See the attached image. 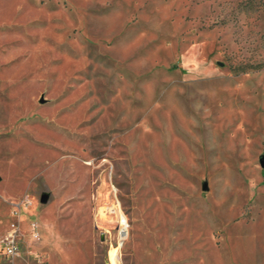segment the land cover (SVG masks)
I'll return each instance as SVG.
<instances>
[{"label":"rangeland","instance_id":"374dc122","mask_svg":"<svg viewBox=\"0 0 264 264\" xmlns=\"http://www.w3.org/2000/svg\"><path fill=\"white\" fill-rule=\"evenodd\" d=\"M263 162L264 0H0V264H264Z\"/></svg>","mask_w":264,"mask_h":264},{"label":"built area","instance_id":"2783aa9c","mask_svg":"<svg viewBox=\"0 0 264 264\" xmlns=\"http://www.w3.org/2000/svg\"><path fill=\"white\" fill-rule=\"evenodd\" d=\"M126 219V218H125ZM122 238H125L128 234V222L127 219L124 222L122 219ZM30 237L32 240L40 238L39 223L35 220L30 223ZM21 231L18 225L13 224L6 232L0 234V247L5 250V253L9 256L16 257L19 255L18 238L21 236Z\"/></svg>","mask_w":264,"mask_h":264},{"label":"bare ground","instance_id":"6f19581e","mask_svg":"<svg viewBox=\"0 0 264 264\" xmlns=\"http://www.w3.org/2000/svg\"><path fill=\"white\" fill-rule=\"evenodd\" d=\"M193 61V60H192ZM191 61V62H192ZM114 208H118L119 209V211H120V213H121V222H122V219H123V221L125 222L126 221V217H125V215L122 213V211H121V207H120V202H119V200L118 199H116V202H115V204H114ZM122 224V223H121ZM122 245L120 244L118 247H114V248H112L111 249V251H110V260H111V262H112V264H117V260H118V252H119V248L121 247Z\"/></svg>","mask_w":264,"mask_h":264},{"label":"water","instance_id":"95a60500","mask_svg":"<svg viewBox=\"0 0 264 264\" xmlns=\"http://www.w3.org/2000/svg\"><path fill=\"white\" fill-rule=\"evenodd\" d=\"M262 165L264 166V162L262 163ZM47 199H48V195H47V194H43L41 200H42L43 202H46Z\"/></svg>","mask_w":264,"mask_h":264}]
</instances>
